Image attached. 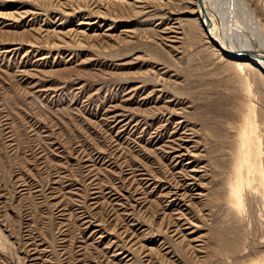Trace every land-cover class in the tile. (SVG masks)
<instances>
[{"label": "rangeland", "instance_id": "rangeland-1", "mask_svg": "<svg viewBox=\"0 0 264 264\" xmlns=\"http://www.w3.org/2000/svg\"><path fill=\"white\" fill-rule=\"evenodd\" d=\"M214 1L264 55V0ZM200 4L0 0V264H264V70Z\"/></svg>", "mask_w": 264, "mask_h": 264}, {"label": "bare ground", "instance_id": "bare-ground-1", "mask_svg": "<svg viewBox=\"0 0 264 264\" xmlns=\"http://www.w3.org/2000/svg\"><path fill=\"white\" fill-rule=\"evenodd\" d=\"M233 1V0H232ZM236 1V0H235ZM234 1V2H235ZM229 3V6H230V2L231 0H225V4ZM244 0H237V4L238 5H241V4H244L243 3ZM200 3V2H199ZM221 3V1H220ZM223 3V1H222ZM198 4V3H197ZM234 4V3H233ZM221 5V4H220ZM235 6V5H234ZM232 7V6H231ZM238 7V6H237ZM222 8V7H221ZM227 8V7H226ZM222 10V9H221ZM220 8L219 10L217 9V7L215 6V1L214 0H201V4H200V7L199 9L197 10V13H198V19H199V23H201V25L204 27V31H205V34L210 42V39H212L214 42H216L220 47L226 49L229 53H232L234 55V58H232L233 60L236 59V63L237 64H245L247 66H250V67H256L257 70H264V55H262L261 53H254L251 49H248V47L245 45H242L241 41L237 38L236 34L235 33H231L230 36L228 35L229 32H227V34H223V33H220L219 35V29H220V26L226 22V24L228 22H230L229 18H231V12L230 14L229 11H228V8H227V19L223 16H222V20H221V13H220ZM196 12V11H195ZM223 14V15H225ZM224 20V22H223ZM188 23H191V22H188ZM229 24V23H228ZM188 25V24H187ZM192 25H193V22H192ZM225 25V24H224ZM229 26V25H228ZM232 26V25H231ZM190 27V26H188ZM194 28V27H193ZM219 28V29H218ZM222 28V27H221ZM225 28V27H224ZM229 27H226V29H228ZM218 30V31H217ZM224 30V29H223ZM230 31V30H229ZM231 32V31H230ZM237 33V32H236ZM223 34V35H221ZM252 38V37H251ZM257 46V45H256ZM253 49V48H252ZM219 51V49H218ZM259 51V50H258ZM264 51V50H263ZM220 52V51H219ZM260 52V51H259ZM247 54H250L251 56H249V61H243V60H239L241 59L242 57H245ZM248 56V55H247ZM230 59V58H229ZM242 62V63H241ZM245 133V132H244ZM244 133L242 136H244ZM242 136L240 137V139L242 138ZM249 138V137H248ZM247 139V138H246ZM245 140H241L240 141V144L242 146V149L241 151L242 152H245L241 157L240 159V164H239V167L241 168V166L243 165L242 163H244V166H245V171L246 170V167L248 168L249 166L246 165L247 162H251V155H250V150L251 148L253 147V143L252 141L248 140V142H245ZM181 140V139H180ZM186 153V152H185ZM182 154V153H181ZM184 156V155H183ZM250 169L251 166L249 167ZM249 169V170H250ZM243 176V175H242ZM246 177V174L243 176V178L240 179V181L242 182L241 184H244L245 182V178ZM261 179V178H260ZM259 180V183L261 182V180ZM264 183V182H263ZM261 183V186L262 184ZM175 184H173L174 186ZM180 185V184H179ZM183 186V185H182ZM264 188V187H263ZM236 189V187H235ZM169 190V189H168ZM182 190V188H181ZM177 192H174V194L177 196L176 194ZM199 194V193H198ZM197 194V195H198ZM263 195H264V192H263ZM194 197V196H193ZM180 198V197H179ZM130 211V210H129ZM173 223V222H172ZM174 225V224H173ZM178 225V224H177ZM175 230V229H174ZM166 231V230H165ZM161 232V231H160ZM175 232V231H174ZM173 232V233H174ZM172 233V234H173ZM184 236V235H183ZM186 237V236H185ZM184 237V238H185ZM183 238V237H182ZM190 240V239H189ZM147 263V262H146Z\"/></svg>", "mask_w": 264, "mask_h": 264}, {"label": "water", "instance_id": "water-1", "mask_svg": "<svg viewBox=\"0 0 264 264\" xmlns=\"http://www.w3.org/2000/svg\"><path fill=\"white\" fill-rule=\"evenodd\" d=\"M211 43L220 50V52H222V54L227 57V58H234V55L232 53H229L226 49L220 47L216 42H214L212 39H210ZM248 55V56H247ZM245 57H242L239 60H243V61H249V56H251L250 54H247Z\"/></svg>", "mask_w": 264, "mask_h": 264}]
</instances>
